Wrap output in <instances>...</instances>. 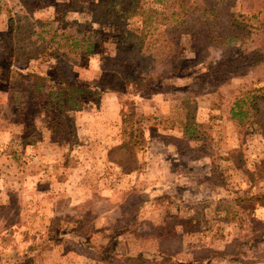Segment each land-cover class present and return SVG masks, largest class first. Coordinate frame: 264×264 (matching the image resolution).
Instances as JSON below:
<instances>
[{
    "label": "rangeland",
    "instance_id": "obj_1",
    "mask_svg": "<svg viewBox=\"0 0 264 264\" xmlns=\"http://www.w3.org/2000/svg\"><path fill=\"white\" fill-rule=\"evenodd\" d=\"M96 1L0 0V264H264L263 106L230 114L236 96L264 97V0H236L241 15L220 17L207 42L144 31L139 52L124 28L141 18L93 21ZM40 21L95 33L94 52L76 63L15 53V27L35 39ZM116 66L120 85L135 71L164 76V89L99 92ZM229 66L241 72L222 79ZM57 75L89 86L80 108L49 98ZM129 112L138 167L126 173L107 150Z\"/></svg>",
    "mask_w": 264,
    "mask_h": 264
},
{
    "label": "trees",
    "instance_id": "obj_2",
    "mask_svg": "<svg viewBox=\"0 0 264 264\" xmlns=\"http://www.w3.org/2000/svg\"><path fill=\"white\" fill-rule=\"evenodd\" d=\"M161 1V0H160ZM236 0H164L160 9L153 6H147L144 0H97L93 4L92 9V20L99 23H111L117 25L123 23L129 17H140L141 27L140 28H124L125 38L134 41L133 48L136 52H139L143 46L145 31H153L158 28H162L165 37L161 42L167 39H174L178 34L188 33L191 34L195 40L199 42L213 39L216 37V27L220 26V17L223 15L231 14L234 20L241 15L239 12L229 13L231 6ZM49 22L40 21L37 23L41 28L37 32L38 35L35 39H32L28 29L22 25H17L15 39L16 48L15 53L19 54L25 49L35 47L36 51L33 54H47L57 59L67 60L70 63H76L79 56L84 54H91L94 52L93 36L95 33L90 31H83L78 29L75 33L70 32H58L55 29L46 28ZM238 25V23H235ZM218 26V27H219ZM234 26V22L231 24ZM232 28V27H230ZM45 34V35H44ZM154 41H160L155 39ZM235 49L234 46L227 47L225 54L229 55ZM27 50L28 52H31ZM33 51V52H34ZM26 54V52H23ZM130 63L131 59L125 61ZM232 64V63H231ZM227 66L228 62L222 59L218 62L215 67ZM120 66L121 65H117ZM113 69V82L110 84H103L99 92L103 90H110L121 94L122 91L135 90L145 93H155L162 91L164 82V76L156 77L151 75V78L144 79L135 71H129L124 73L123 81L124 84L118 83L120 72L119 67ZM239 68L229 66V70L223 72L226 75H221L222 79L231 77L232 75L239 74ZM224 76V77H223ZM160 78V79H159ZM154 79V80H153ZM56 80L63 82L64 87L57 91L50 92L49 98L57 99L60 106L63 104L70 109H78L81 107L78 95L84 93L89 89L86 85L78 83L73 79L58 76ZM145 81H152L147 84L145 88L141 87V84ZM118 84V85H117ZM95 90L97 88H94ZM56 94V96H54ZM260 101V102H259ZM62 102V103H61ZM263 106L264 112V97L259 96L256 93H245L235 97L232 107L230 108V114L232 118H237L240 121L250 120L251 112L254 111L261 114L262 110L260 107ZM129 119L124 118L122 120L121 139L118 143L112 145L107 150V159L118 165L123 172H131L136 170L138 167V161L136 157V136L138 133V127L135 125L140 119H134V113L129 112ZM134 115V116H133ZM256 121L260 124L264 123V115L258 116ZM259 195L247 196L246 199L255 201ZM242 201V199H241Z\"/></svg>",
    "mask_w": 264,
    "mask_h": 264
}]
</instances>
